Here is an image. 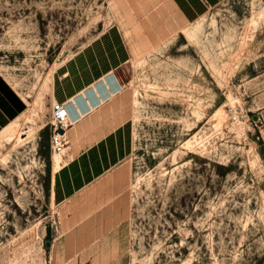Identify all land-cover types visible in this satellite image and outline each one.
<instances>
[{
    "label": "rangeland",
    "instance_id": "obj_1",
    "mask_svg": "<svg viewBox=\"0 0 264 264\" xmlns=\"http://www.w3.org/2000/svg\"><path fill=\"white\" fill-rule=\"evenodd\" d=\"M141 17L120 0H0V264H54V73L116 22L132 51L122 77L135 96L133 149L72 203L97 231L64 239L98 246L76 251L99 264L107 241L115 264H264V146L249 86L264 80V0H225L194 42L160 15L147 40ZM230 108L249 118L233 123ZM195 137L204 146L192 153ZM60 251L64 264L76 255Z\"/></svg>",
    "mask_w": 264,
    "mask_h": 264
},
{
    "label": "crops",
    "instance_id": "obj_2",
    "mask_svg": "<svg viewBox=\"0 0 264 264\" xmlns=\"http://www.w3.org/2000/svg\"><path fill=\"white\" fill-rule=\"evenodd\" d=\"M225 0H120L121 5L136 10L142 16V32L147 33L157 25V16L168 20L169 29L182 32L210 10ZM134 15V14H133ZM139 27V26H138ZM137 27V28H138ZM147 28V29H144ZM131 44L117 22L98 34L90 43L70 59L60 64L53 77L50 102L68 106L72 125L67 130V146L62 164L53 172L50 198L61 208L63 224L61 235L51 244L54 264H64L61 249L75 250L69 264H99L89 258L77 256L79 248H98L84 245L80 240H65L75 232L93 233L94 216L85 225L80 224L72 204L95 185L114 176L123 169L133 149L134 103L131 89L122 77L125 65L131 60ZM255 77L250 81V103L257 113V138L264 146V80ZM255 117V116H254ZM54 168V162H53ZM101 213L99 216H102ZM97 231V230H96ZM67 234V235H66ZM73 238V237H72ZM111 242H101L105 249L103 264H115L106 249ZM93 245V242L91 243ZM102 253V254H103ZM83 257V258H82ZM101 259V258H99ZM102 260V259H101ZM91 261V260H90Z\"/></svg>",
    "mask_w": 264,
    "mask_h": 264
},
{
    "label": "built area",
    "instance_id": "obj_3",
    "mask_svg": "<svg viewBox=\"0 0 264 264\" xmlns=\"http://www.w3.org/2000/svg\"><path fill=\"white\" fill-rule=\"evenodd\" d=\"M231 112V120L233 123L237 124L244 121L245 118H249L248 112L242 111L240 112L236 108H230ZM51 123L53 126V134H52V150H53V155L54 154H59L63 155L65 152V148L67 146V139H66V134L67 130L70 128L72 125V119L70 116V111L68 109V106L57 102L53 101L51 103ZM63 130L64 133H60V131Z\"/></svg>",
    "mask_w": 264,
    "mask_h": 264
},
{
    "label": "bare ground",
    "instance_id": "obj_4",
    "mask_svg": "<svg viewBox=\"0 0 264 264\" xmlns=\"http://www.w3.org/2000/svg\"><path fill=\"white\" fill-rule=\"evenodd\" d=\"M204 22H205V19L204 18H200V20L190 24V26L188 27H185L183 30H182V34L185 36V38L189 41V42H194L196 37L198 36L199 32L202 30L203 28V25H204ZM254 23H256V21H254ZM223 71V70H222ZM221 72V70H220ZM219 73V71H218ZM220 74V73H219ZM150 89L154 90L156 89V86L154 85H151L150 86ZM138 94V93H137ZM183 96V95H182ZM191 99H193V97H189ZM233 100V99H232ZM197 101V98H194V102ZM138 102V100H137ZM134 104H135V96H134ZM35 112V111H33ZM218 115H221L220 112H217L216 114V117ZM31 118V117H30ZM225 118V117H223ZM218 123L216 124V128L217 129H220L221 128V123H222V119H221V122L217 121ZM200 147V146H204V142H203V139L201 138L200 140L195 137L193 140H189L187 141V143L185 144V147H187V149L189 150V152H194L196 150L197 147ZM62 155H59V154H54L53 155V162H54V169L55 171L58 170L62 164Z\"/></svg>",
    "mask_w": 264,
    "mask_h": 264
},
{
    "label": "water",
    "instance_id": "obj_5",
    "mask_svg": "<svg viewBox=\"0 0 264 264\" xmlns=\"http://www.w3.org/2000/svg\"><path fill=\"white\" fill-rule=\"evenodd\" d=\"M254 119L256 120V119H257V116H255ZM60 133H64V131L61 130ZM47 246H48V247H51V242H48V243H47Z\"/></svg>",
    "mask_w": 264,
    "mask_h": 264
}]
</instances>
